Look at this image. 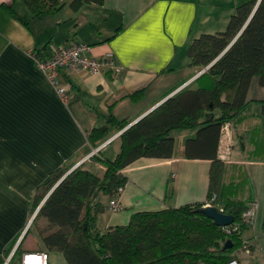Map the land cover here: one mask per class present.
Wrapping results in <instances>:
<instances>
[{
    "label": "crops",
    "instance_id": "obj_1",
    "mask_svg": "<svg viewBox=\"0 0 264 264\" xmlns=\"http://www.w3.org/2000/svg\"><path fill=\"white\" fill-rule=\"evenodd\" d=\"M69 1L54 13L34 17L23 0H0V264L18 240L13 262L22 252L46 251L34 227H27L39 184L65 166L81 165L102 175L103 165L83 159L92 148L87 142L92 128L106 125L109 115L130 124L182 87L194 86L199 71L190 65L191 41L224 31L236 3L103 0L73 10ZM71 41L91 44L97 57L111 51L118 70L104 69L100 74L61 70L58 82L68 94L63 100L30 52L44 56L50 42ZM138 89L140 97H128ZM247 99L243 119L234 127L232 160L225 164L224 177L233 173L232 166H241L248 176L257 206L241 234L252 247V256L244 262L264 264V157L250 156L254 148L250 132L264 133L260 102L264 86L256 78ZM109 128L105 140L118 132ZM193 133L192 129L173 132L172 157H140L122 169L127 180L119 194L120 210L108 208V195L96 196L103 204L95 221L100 231L127 224L139 211L206 200L210 159L183 155L184 139ZM116 140L118 136L101 147V156H115ZM46 252L48 264H68L61 252Z\"/></svg>",
    "mask_w": 264,
    "mask_h": 264
},
{
    "label": "trees",
    "instance_id": "obj_2",
    "mask_svg": "<svg viewBox=\"0 0 264 264\" xmlns=\"http://www.w3.org/2000/svg\"><path fill=\"white\" fill-rule=\"evenodd\" d=\"M23 1L34 17L54 13L65 3V0ZM102 1L70 0L69 6L78 10L85 4ZM235 1L224 31L201 34L188 47L190 65L196 71L205 68L195 78L194 86H184L169 95L128 127L126 119L116 120L109 115L106 125L92 128L87 136L92 148L107 138L110 126L122 130L118 135L119 150L113 158L101 156V148L93 154V159L104 166L102 175L78 165L47 195L30 223L46 251L61 252L68 264H226L233 258L245 264L252 256L251 244L241 236L250 225L243 213L254 202L252 187L241 166H232L230 180L224 181L227 163L218 159L217 146L223 123L230 121L235 127L242 121L252 79L264 86V0L259 1L240 35L223 52L258 0ZM141 94L142 89H138L128 97L136 100ZM260 102L264 114V100ZM184 129L194 130L184 139V157L211 161L206 200L139 211L127 224L100 231L95 221L103 204L96 196L103 193L110 199L115 197L127 180L122 169L134 160L172 157L173 132ZM256 133L257 130L250 132L254 145L250 156L264 157V133L260 136ZM67 170L68 166L57 168L39 184L32 210ZM208 202L233 215V222L219 226L197 211ZM227 240L231 242L229 247H225ZM245 249L248 254H244ZM18 252L19 245L12 260Z\"/></svg>",
    "mask_w": 264,
    "mask_h": 264
},
{
    "label": "built area",
    "instance_id": "obj_3",
    "mask_svg": "<svg viewBox=\"0 0 264 264\" xmlns=\"http://www.w3.org/2000/svg\"><path fill=\"white\" fill-rule=\"evenodd\" d=\"M36 66L41 70L50 83L56 88L58 94L63 100L68 96L67 89L64 86H60L58 82V74L61 70L70 72L86 71L90 74H100L104 69L118 70L114 55L111 51H106L102 56H94L92 54V46L89 43L82 41H71L69 43L59 44L50 42L47 46V53L44 56L30 52ZM233 125L230 121H226L221 126L220 136L217 146V157L224 163L231 162L233 145H234V133ZM121 130L115 135L102 142L99 146L92 149L87 155L96 153L102 146L111 141L114 137L118 136ZM85 156V157H87ZM84 157V158H85ZM83 158V159H84ZM123 187H119L118 193L115 197L111 198L108 203V208L111 211H118L122 208L119 201V194ZM213 205L208 202L204 206ZM257 203L254 201L250 204L249 208L243 213V218L246 222L251 223L254 217V211ZM36 214V210L32 212L30 221L27 225L29 227L33 217ZM228 226V225H226ZM26 227V228H27ZM22 238V235L19 239ZM19 240L12 251L4 258L3 264H48V253L41 250H30L22 252L17 262L12 261V255L14 250L18 246ZM244 254H248V249H245ZM226 264H244L239 259H231Z\"/></svg>",
    "mask_w": 264,
    "mask_h": 264
},
{
    "label": "water",
    "instance_id": "obj_4",
    "mask_svg": "<svg viewBox=\"0 0 264 264\" xmlns=\"http://www.w3.org/2000/svg\"><path fill=\"white\" fill-rule=\"evenodd\" d=\"M260 0L257 1L256 5L254 6L253 10H252V13L250 14L249 18L247 19V21L245 22V24L242 26V28L239 30V32L237 33V35L233 38V40L228 44V46L223 50V52L235 41V39L240 35V33L242 32V30L244 29V27L246 26V24L248 23L249 19L251 18L253 12L255 11L258 3H259ZM222 52V53H223ZM221 53V54H222ZM220 54V55H221ZM219 55V56H220ZM218 56V57H219ZM217 57V58H218ZM216 58V59H217ZM215 59V60H216ZM213 60V62L215 61ZM213 62H211L207 67H209ZM206 67V68H207ZM205 70L202 69L200 70L198 73L200 74L201 72H203ZM161 103V102H160ZM159 103V104H160ZM158 104V105H159ZM136 121V120H135ZM134 121V122H135ZM134 122H131L130 124H128L126 127H128L129 125H131L132 123ZM125 127V128H126ZM124 128V129H125ZM122 131V130H121ZM75 167V166H74ZM74 167H72L71 169L67 170L65 172V174H63V176L54 184V186L49 190V192L45 195V197L43 198V200L40 202V204L38 205L37 209H36V212L38 211V209L40 208L41 204L43 203V201L45 200V198L47 197V195L51 192V190L61 181V179L68 173L70 172ZM198 212L204 214L206 217L210 218L213 220V222L216 224V225H219V226H226V225H229L233 222L234 220V216L231 215V214H226V213H223L221 211H219L217 209V207L213 206V205H209V206H202L201 208L197 209ZM231 245V242L230 240H227L226 241V244H225V247H229Z\"/></svg>",
    "mask_w": 264,
    "mask_h": 264
},
{
    "label": "rangeland",
    "instance_id": "obj_5",
    "mask_svg": "<svg viewBox=\"0 0 264 264\" xmlns=\"http://www.w3.org/2000/svg\"><path fill=\"white\" fill-rule=\"evenodd\" d=\"M233 131H234V127H233ZM234 133V132H233ZM106 141V140H105ZM101 143V142H100ZM100 143L97 145V146H99L100 145ZM117 144H119V139L118 140H116V141H114L113 143H112V146H116ZM234 144H235V137H234ZM233 147H234V145H233ZM94 148H96V147H94ZM94 148H91V150L92 149H94ZM91 150L89 151V153L91 152ZM98 152V151H97ZM97 152L96 153H94V155H96L97 154ZM90 157V159H92V160H94L93 159V154L92 155H89V156H87V157H85V158H89ZM84 158V159H85ZM232 160V159H231ZM76 167V166H75ZM72 167H70V166H68V170L69 169H71ZM230 180V178L228 177V176H226L225 178H224V181L225 182H228ZM32 211H34V210H32Z\"/></svg>",
    "mask_w": 264,
    "mask_h": 264
}]
</instances>
